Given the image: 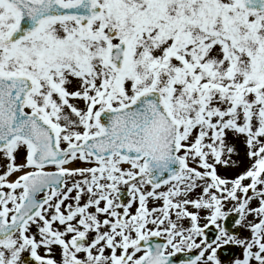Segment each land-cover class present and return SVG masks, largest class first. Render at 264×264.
I'll return each mask as SVG.
<instances>
[{"label":"snow or ice","instance_id":"1","mask_svg":"<svg viewBox=\"0 0 264 264\" xmlns=\"http://www.w3.org/2000/svg\"><path fill=\"white\" fill-rule=\"evenodd\" d=\"M0 264H264V0H0Z\"/></svg>","mask_w":264,"mask_h":264},{"label":"water","instance_id":"2","mask_svg":"<svg viewBox=\"0 0 264 264\" xmlns=\"http://www.w3.org/2000/svg\"><path fill=\"white\" fill-rule=\"evenodd\" d=\"M211 233V232H210ZM212 236V235H211ZM226 259L225 260H227L228 258H229V256H231L232 254L231 253H229V255L228 256H226L224 253L222 254Z\"/></svg>","mask_w":264,"mask_h":264},{"label":"flooded vegetation","instance_id":"3","mask_svg":"<svg viewBox=\"0 0 264 264\" xmlns=\"http://www.w3.org/2000/svg\"><path fill=\"white\" fill-rule=\"evenodd\" d=\"M239 253L237 252V255H238Z\"/></svg>","mask_w":264,"mask_h":264}]
</instances>
